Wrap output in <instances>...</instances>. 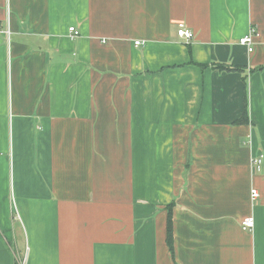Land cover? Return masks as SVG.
I'll return each mask as SVG.
<instances>
[{
  "label": "crops",
  "instance_id": "obj_1",
  "mask_svg": "<svg viewBox=\"0 0 264 264\" xmlns=\"http://www.w3.org/2000/svg\"><path fill=\"white\" fill-rule=\"evenodd\" d=\"M259 153L264 0H0V264H264Z\"/></svg>",
  "mask_w": 264,
  "mask_h": 264
},
{
  "label": "built area",
  "instance_id": "obj_2",
  "mask_svg": "<svg viewBox=\"0 0 264 264\" xmlns=\"http://www.w3.org/2000/svg\"><path fill=\"white\" fill-rule=\"evenodd\" d=\"M69 31L73 38H76L77 36L80 35L79 30L76 28V26L71 27ZM6 33L10 34V31L6 30ZM178 34L181 38L184 39V42L187 44L191 43V41L195 36V32L190 30L184 23H179ZM256 34H257V29L255 27H252L250 33L247 36L240 39V43L247 46L249 52H252V50L254 49V42H255L254 38ZM135 43L138 45L140 44V41L138 40ZM250 161H251V167L253 173L261 172L264 168V153H259L255 155L250 159ZM259 196H260L259 190L253 187L251 189L252 200H256V198H258ZM243 224L249 228H252L255 224V220L253 219V217H248L244 219Z\"/></svg>",
  "mask_w": 264,
  "mask_h": 264
},
{
  "label": "trees",
  "instance_id": "obj_3",
  "mask_svg": "<svg viewBox=\"0 0 264 264\" xmlns=\"http://www.w3.org/2000/svg\"><path fill=\"white\" fill-rule=\"evenodd\" d=\"M217 67L220 68V70H223V68H225V69L228 68V66H226L225 64H223V65H217ZM239 120L241 122H246V120H248V117H247V115H243V117L240 118ZM171 221H172V218H171V215H170V217H169L170 224H169V234H168V237L169 238H168V243H169V245L171 246V249H172V247H173V237H172V222Z\"/></svg>",
  "mask_w": 264,
  "mask_h": 264
}]
</instances>
